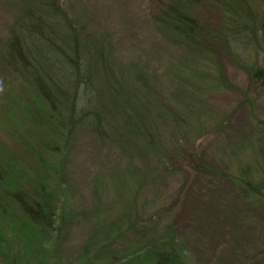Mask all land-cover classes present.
I'll return each instance as SVG.
<instances>
[{
	"label": "rangeland",
	"instance_id": "rangeland-1",
	"mask_svg": "<svg viewBox=\"0 0 264 264\" xmlns=\"http://www.w3.org/2000/svg\"><path fill=\"white\" fill-rule=\"evenodd\" d=\"M167 1L67 0L65 9L71 23L86 35L82 47L106 38L115 63L130 83L135 85L137 76L149 80L155 105L144 102L143 91L134 105L144 115L157 107L168 116L166 122L152 117L154 141L159 140L161 154L175 146L180 149L161 160L145 144L133 140L122 145L84 131L75 132L66 142L55 132L50 133L52 138L41 135V139L37 131L44 130L31 126L33 133L25 138L21 126L5 120L0 112V148L19 164L13 177L20 187L29 190L26 184L36 192L44 191L58 216L48 240L19 210L8 207L7 215L0 214V226L12 225L19 234L8 235L7 229L0 234L9 249L7 258L0 255V264H112V260L151 264L149 253H142L141 261L133 259L141 238L130 226L131 215L140 216V222L154 217L151 229L157 237L177 240L186 264H264V206L243 201L211 158L220 139H241L253 132V118L264 120V85L234 66L221 40L214 38L209 49L236 90L213 94L210 103L220 113H231V128L221 138H198L197 127L189 122L178 127L184 116L167 111L168 97L181 84L179 68L185 66L186 52L178 39L164 35L154 21ZM23 6V0H0V41ZM201 7L202 21L217 28L221 10L211 0H201ZM67 32L63 26L56 28L59 36ZM248 53L264 71V51ZM8 92L18 102L31 97L22 81L4 68L0 55V106ZM37 106L32 110H38ZM49 130L56 131L52 126ZM44 139L53 142L56 150H45L48 142L39 147ZM26 144L35 151L26 152ZM198 165L209 171L201 173ZM44 240H48L46 246L39 249ZM31 248L38 249V254Z\"/></svg>",
	"mask_w": 264,
	"mask_h": 264
},
{
	"label": "trees",
	"instance_id": "trees-1",
	"mask_svg": "<svg viewBox=\"0 0 264 264\" xmlns=\"http://www.w3.org/2000/svg\"><path fill=\"white\" fill-rule=\"evenodd\" d=\"M66 1L23 0V10L8 28L7 37L0 41L4 68L19 78L31 95L27 101L18 102L14 94H5L0 106L2 117L19 124L25 138L33 133L30 126L32 130H44L37 131L41 139L42 136L52 138L55 132L65 142L75 132L84 131L122 145L133 140L145 144L159 159H170L180 147L161 154L159 140L154 141L152 118L166 122L168 116L157 107L144 115L134 105L141 91L144 102L155 105L153 85L141 76L136 78L138 86L130 83L115 63L106 38L82 47L87 42L86 35L69 20ZM211 1L221 10L217 28L202 21L201 0H168L154 17L160 31L170 39H178L186 52L185 66L179 68L181 84L169 94L167 111L184 116L178 127L183 128L188 122L196 126L198 138H221L231 128V113H220L210 103L211 95L236 90L226 81L218 58L209 49L214 38L221 40L234 66L264 85V71L248 53L253 51L257 55L260 50L264 51V0ZM58 26L68 30L64 37L56 33ZM35 103L38 104L36 111L32 110ZM251 124L253 132L241 139L234 142L220 139L211 158L243 201L264 206V120L253 118ZM49 126L56 131L49 130ZM45 142H48L46 146ZM43 146L49 147L45 149L48 151L57 148L46 139L39 143V147ZM32 149L29 144L25 145L26 152ZM18 165L17 159L0 148V183L7 184L0 187V214L7 212V215L8 207L19 210L27 223L50 240L58 221L56 210L44 198V191L38 193L26 184L29 190L20 187V182L13 177L19 170ZM206 167L198 165L197 169L207 173ZM153 218L140 222V216L129 217L131 228L141 238L133 259L141 261L145 255L142 253H149L151 264H186L182 245L177 240L157 237L151 229ZM5 229L8 235L19 234V230L8 224L0 226V234ZM48 240L40 242L39 249L43 250ZM22 241L29 247L26 240ZM8 251L0 240L1 257L7 258ZM30 251L38 254V249ZM113 261L112 264H117Z\"/></svg>",
	"mask_w": 264,
	"mask_h": 264
}]
</instances>
